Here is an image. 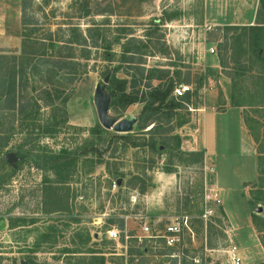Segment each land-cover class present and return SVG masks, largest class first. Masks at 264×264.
Segmentation results:
<instances>
[{"label": "rangeland", "instance_id": "rangeland-1", "mask_svg": "<svg viewBox=\"0 0 264 264\" xmlns=\"http://www.w3.org/2000/svg\"><path fill=\"white\" fill-rule=\"evenodd\" d=\"M24 1L23 29L21 0H0V62L27 67L15 103L0 96V264H228L230 240L242 264H264V195L248 202L264 184V30H207L200 0ZM23 34L37 55L27 65ZM112 77L140 96L170 83L193 91L145 128L142 103L111 107L137 116L133 131L98 134L93 93ZM231 97L257 142L234 110L215 122ZM136 216L154 231L176 219L190 230L166 248Z\"/></svg>", "mask_w": 264, "mask_h": 264}, {"label": "trees", "instance_id": "trees-1", "mask_svg": "<svg viewBox=\"0 0 264 264\" xmlns=\"http://www.w3.org/2000/svg\"><path fill=\"white\" fill-rule=\"evenodd\" d=\"M25 9H26V4L24 0H21V25L23 27V29L25 28V26L27 24H30L29 21H26L25 19ZM226 28H230V29H235V28H239V26H225ZM242 29H248V30H253V31H262L263 28L259 27V26H252V27H240ZM23 39H22V48L23 50V55H26V59L29 60L27 64H30V61L32 63V61H35L36 59V54L35 53H30L27 54L25 52V47L26 45V40H28L25 37V34H23ZM35 64V63H34ZM4 65V62L1 63L0 62V72L3 70L2 66ZM4 68L6 69L5 71L3 70L2 75L0 76V96H3L5 98H7L8 100L10 99L12 101V103H15V94L17 93V88L20 86L21 81L23 80V78H27L26 77V66L25 65H21L19 66L17 69H15V66H12V69H7V66L4 65ZM11 70V71H10ZM110 83H114V87L111 88V90L109 91V94L111 96V101H110V105L109 108H115L117 106H127V105H131L134 103H142L143 107L141 109V114H140V118L141 120L144 119V121L142 122L143 124L140 126V128H145L147 126V122L149 120H151L150 123H154L157 120V114L159 113V111L163 108V107H167L168 110H171L173 108H175L177 106L174 97H171V92L173 89V85L172 83L168 84L167 87L165 88H155L152 89L151 91H149L146 95H139L138 93H133V92H127L126 91V83L127 81L125 79H116L115 77H112L109 81ZM187 95H185L184 97H181L179 99H183L185 98ZM232 98V97H231ZM175 99V100H174ZM232 104H236L239 105L238 103L240 102H236L233 101V98L231 100ZM51 106H53L52 103H50ZM56 106V105H55ZM244 123L246 125V127L248 128V131L250 133V135L252 136L253 140L255 142H257V138L255 137V135L253 134L252 129L250 128V126L247 124V121L245 118H243ZM155 125V124H154ZM154 125L151 127L153 128ZM96 131V133L100 134L102 132L107 133L108 131L105 130L104 128H102L101 126H96L93 127ZM92 128V131L94 130ZM129 134V133H127ZM5 142H1L0 146H4ZM263 153V152H261ZM259 158H264V155L259 154L258 155ZM259 168V165H258ZM168 172V171H167ZM264 170H261L259 168V173L260 175L263 174ZM121 179V178H117ZM121 181V180H120ZM118 182V186L122 185V182ZM249 192V196L251 197L249 199V203H252V201L257 200V201H262L261 196L264 195V184L260 183V185L258 187L253 186L252 188H250ZM58 203V202H57ZM61 206V205H60ZM57 210H61L59 209V205L57 207ZM44 213H51V211H45ZM251 220L252 223L257 227L258 226V220L259 218L257 217V215H255L254 213L251 214ZM33 223V222H31ZM89 240V235H86L85 241L84 243L88 242ZM143 248V247H142ZM170 258V257H169ZM176 260V259H175ZM105 261L104 256L100 257V264H103ZM168 261V260H167ZM176 262V261H175Z\"/></svg>", "mask_w": 264, "mask_h": 264}, {"label": "crops", "instance_id": "crops-1", "mask_svg": "<svg viewBox=\"0 0 264 264\" xmlns=\"http://www.w3.org/2000/svg\"><path fill=\"white\" fill-rule=\"evenodd\" d=\"M200 16L203 17L204 25L208 26L207 30L217 26H259L264 30V0H200ZM238 104L231 103L224 113L212 114L215 122L219 115L234 110L238 114V127L242 130L243 119L240 113L245 105ZM213 129L216 127L213 126ZM7 227V218L0 216V234Z\"/></svg>", "mask_w": 264, "mask_h": 264}, {"label": "built area", "instance_id": "built-area-1", "mask_svg": "<svg viewBox=\"0 0 264 264\" xmlns=\"http://www.w3.org/2000/svg\"><path fill=\"white\" fill-rule=\"evenodd\" d=\"M215 48L210 47L209 53L214 54ZM193 91L192 86L188 84H178L175 85L172 89L171 96L175 99H179L181 97H184L185 95L191 93ZM117 185V182L114 181L112 184V188H115ZM125 220L129 218V215H123L122 216ZM137 222L139 223L140 229L143 231V237L147 239H158L159 241H162L164 246L166 248H172L173 246L180 243L182 234L184 233V229H189L187 225V219L184 220H171L170 223H168L164 229L159 231H154L150 225H147L146 221H140L142 219L141 216H136ZM121 229L117 228L115 226H111L108 229H106L105 234L108 239H112L115 241H118L121 237ZM130 236L126 235L125 238H129ZM223 252L226 254L228 264H242L241 257L239 255V250L237 249V246L230 240V243L227 245L225 249H223ZM170 258H173L169 255ZM195 263H199V259H193Z\"/></svg>", "mask_w": 264, "mask_h": 264}, {"label": "water", "instance_id": "water-1", "mask_svg": "<svg viewBox=\"0 0 264 264\" xmlns=\"http://www.w3.org/2000/svg\"><path fill=\"white\" fill-rule=\"evenodd\" d=\"M108 81V78L104 79V83ZM93 104L96 112V116L99 124L102 128L112 130L116 133H130L137 122V116L128 114L121 119H116L109 114V105L111 96L109 92L105 91L104 85L97 84L93 93ZM3 158L12 166L15 165L17 160L13 153H6ZM258 211H261L259 208ZM21 264H25L24 261Z\"/></svg>", "mask_w": 264, "mask_h": 264}]
</instances>
